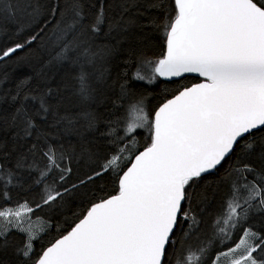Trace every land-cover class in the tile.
<instances>
[{"label":"snow or ice","instance_id":"obj_1","mask_svg":"<svg viewBox=\"0 0 264 264\" xmlns=\"http://www.w3.org/2000/svg\"><path fill=\"white\" fill-rule=\"evenodd\" d=\"M174 3L175 17L165 25L166 53L154 62L150 80L198 73L203 82L180 86L182 90L178 89V94L161 104L151 120L142 107L138 112L132 107V119L125 132L132 134L147 125L150 144L119 175L118 193L92 204L86 215L38 254L32 264H165L174 229L190 215L182 206L197 198L193 185L202 175L217 169L245 135L264 127V0H174ZM59 8L57 0L51 9L53 16ZM37 14L38 6L33 0H0V16L35 19ZM61 16L63 26L57 29L56 42H66L55 59L72 61L74 56V62H78L81 55L88 53L87 48L77 51L83 43L79 36L86 30L100 31L103 8L87 26L81 0H72L68 12H61ZM69 35H73L71 40H67ZM35 39L33 35L24 43L0 51V60ZM134 78L142 81L145 77L137 70ZM80 91L82 95L88 92L83 75ZM39 104V111L47 114V101L42 99ZM17 114L14 119H20L26 135H30L35 127L32 116L23 107L17 109ZM123 140L120 137L119 143ZM240 147L241 154L237 157L240 163L232 168L235 179L229 184L222 215L216 221L220 243L232 240L234 246L211 256L207 246L189 250L182 259H177V264H209V261L264 264V258L253 255L258 249L264 252V236L243 227L250 210H264V170L258 171L242 162L251 156L254 142ZM126 150L118 146L106 158L102 171L119 169ZM44 156L48 163L47 171L40 172L42 177L53 168H60L51 148ZM70 171L62 169L59 179L64 180L65 173ZM10 180L11 177L5 179V186ZM60 195L59 191L55 195L49 191L42 197V203L50 204ZM40 207V203L35 205V209ZM35 209L27 201L14 208L0 207V238H5L11 229L25 233L26 243L20 251L29 259L32 241L39 231H44L34 230L29 222ZM192 220L195 223L194 216ZM234 233H239L238 239H234Z\"/></svg>","mask_w":264,"mask_h":264},{"label":"trees","instance_id":"obj_2","mask_svg":"<svg viewBox=\"0 0 264 264\" xmlns=\"http://www.w3.org/2000/svg\"><path fill=\"white\" fill-rule=\"evenodd\" d=\"M56 2L33 0L38 6L35 19L0 16V51L36 36L23 49L0 60V176L4 178L0 179V207L14 208L27 201L35 209L40 203L41 207L32 215H43L49 223L33 240L31 259L20 251L26 243L25 233L11 229L5 238H0V264H32L38 254L74 227L92 204L118 193L119 175L151 142L150 129L147 135L143 129H137L138 147L131 158L123 161L126 154L122 153L119 169L102 171L106 158L118 146L121 148L119 138L124 137L123 143L127 140L124 132L129 122L128 110L133 106L147 109L151 120L155 110L181 90L180 86H190L200 80L188 75L150 80L154 62L165 54V25L175 17L174 0H81L85 26L94 22L101 7L104 23L98 33L86 30L79 36L83 43L77 51L87 48L88 53L81 55L78 62H74V56L72 61L55 59L66 42H56L57 29L63 26L64 20L61 12H68L72 0H58L60 8L53 16L51 9ZM137 70L144 80L134 78ZM81 75L88 85L84 95L80 91ZM49 89L52 91L46 95ZM42 99L49 105L47 114L39 111ZM21 107L27 109L35 124L30 135H26L21 120L14 119ZM247 142H254V148L251 156L242 162L258 171L264 170V127H261L240 140L235 151L217 169L193 185L197 198L182 206L190 215L187 221L182 220L176 226L165 264H177L178 258L195 250L184 237L200 225L207 229L205 238L220 239L216 221L222 215L229 184L235 179L232 168L240 163L237 160L240 146ZM49 148L55 153L60 168H53L42 177L40 172L47 171L48 163L44 153ZM64 168L71 171L60 180L59 174ZM98 172L101 174L96 175ZM9 177L11 180L5 186V179ZM70 189L73 197L67 194ZM49 191L53 195L59 191L61 195L45 205L42 197ZM244 224L257 226L264 232L261 214ZM198 246L213 244L201 240Z\"/></svg>","mask_w":264,"mask_h":264},{"label":"rangeland","instance_id":"obj_3","mask_svg":"<svg viewBox=\"0 0 264 264\" xmlns=\"http://www.w3.org/2000/svg\"><path fill=\"white\" fill-rule=\"evenodd\" d=\"M135 109L138 112L139 109L138 108H135ZM131 110H132V108H130L127 112V119L129 120V122L132 119ZM143 110L145 113L148 114L149 119H150V114L148 113L147 109L143 108ZM138 129H143V131L146 135L149 133V127L147 125L144 128H138ZM124 136L127 137V140L124 143H122L121 148H125V147L127 148V150L123 152L126 154V157L123 161H127L128 159L131 158L134 150L138 147V141L136 140L137 139L136 131L132 134H126V132H124ZM86 161H87V163H89V158H87ZM68 193H71L68 196H71V197L74 196V194L71 192V189L67 192V194ZM263 212H264V210H260V209L250 210V212L248 214L247 222L254 220L256 218V216H258L259 214L263 215V219H264ZM29 222L32 224L34 230H37V231L40 228H43L45 231V229L49 226V223L47 225V222L44 219L43 215L33 216L31 214ZM214 225L215 224H213V228H214ZM252 226H254V225H251V224L250 225H245V224L243 225L244 228L250 227L254 232H259L262 236H264V232H262L261 228H259L257 226H255V227H252ZM263 228H264V225H263ZM208 230H210V228H208ZM44 231H39L38 236L41 233H43ZM206 232H207L206 227L204 225H200V226H198V228H194L192 231H190V233H187V236L184 237V241L187 243L189 240L190 247H192L194 249H197V247L198 248L200 247V246H198V242L201 240L203 242H208V243L213 244V246H207V252H208L209 256L212 255L213 251H215V252L217 251L216 254H218L219 251H222V250L226 251L228 247L234 246V242L232 240L227 241L226 244H221L220 239L218 241L208 240L207 238H205ZM238 236H239V233H234V239H238ZM253 255L256 256L258 259L264 258V252H261L259 249ZM204 259L207 260L208 256H205ZM222 260H223V258H222ZM209 264H210V261H209ZM225 264H226V262H225Z\"/></svg>","mask_w":264,"mask_h":264},{"label":"water","instance_id":"obj_4","mask_svg":"<svg viewBox=\"0 0 264 264\" xmlns=\"http://www.w3.org/2000/svg\"><path fill=\"white\" fill-rule=\"evenodd\" d=\"M165 53H166V50H165ZM186 75H188V76H195V77H197V78L200 79L199 81H197V82H195V83H193V84L201 83V82H203V80H204V78H203V77H200L198 73H185V74H183V76H186ZM174 78H178V77H174ZM193 84H191L190 86H192ZM190 86H188V87H190ZM181 90H182V89H181ZM176 94H178V92H177ZM176 94H175V95H176ZM173 96H174V95H173ZM173 96L170 97V98H168V99L173 98ZM168 99H167V100H168ZM167 100H166V101H167ZM166 101H164V102H166ZM164 102H163V103H164ZM163 103H162V104H163ZM159 107H160V106H159ZM159 107H158V108H159ZM158 108H157V109H158ZM154 113H155V112H154ZM253 131H254V130H253ZM245 136H246V135H245ZM141 151H143V150H141ZM138 154H139V152H138L136 155H138ZM134 159H135V156L133 157V160H134ZM133 160H132V161H133ZM130 166H131V163H130V165H129L128 167H130ZM126 170H127V168H126L124 171H126ZM213 171H214V170H213ZM213 171H211V172H213ZM211 172H209V173H211ZM209 173H207V174H209ZM121 175H122V174H121ZM204 175H206V174H204ZM202 176H203V175H202ZM116 194H117V193H116ZM116 194H114V195H116ZM98 202H100V201H98ZM98 202H96V203H98ZM85 215H86V214H85ZM82 218H83V217H82ZM82 218H81V219H82ZM78 222H79V221H78ZM78 222H76V223H78ZM74 226H75V225H74ZM70 230H71V229H70ZM70 230H69V231H70ZM174 230H175V229H174ZM66 234H67V233H66ZM66 234H64V235H66ZM62 236H63V235H62ZM62 236H61V237H62ZM61 237H59V238H61ZM59 238H57V239H59ZM54 242H55V241H54ZM54 242H53V243H54ZM49 246H50V245H49ZM49 246H48V247H49ZM46 248H47V247H46ZM46 248H45V249H46Z\"/></svg>","mask_w":264,"mask_h":264},{"label":"bare ground","instance_id":"obj_5","mask_svg":"<svg viewBox=\"0 0 264 264\" xmlns=\"http://www.w3.org/2000/svg\"><path fill=\"white\" fill-rule=\"evenodd\" d=\"M142 37V36H141ZM146 38V37H145ZM137 39V38H136ZM135 40V39H134ZM143 41V40H142ZM145 41V40H144ZM140 44V43H139Z\"/></svg>","mask_w":264,"mask_h":264},{"label":"flooded vegetation","instance_id":"obj_6","mask_svg":"<svg viewBox=\"0 0 264 264\" xmlns=\"http://www.w3.org/2000/svg\"><path fill=\"white\" fill-rule=\"evenodd\" d=\"M199 81V80H198Z\"/></svg>","mask_w":264,"mask_h":264}]
</instances>
